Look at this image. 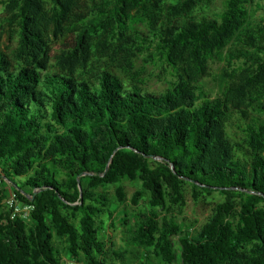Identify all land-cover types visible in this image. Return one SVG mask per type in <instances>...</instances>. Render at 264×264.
<instances>
[{
  "label": "trees",
  "instance_id": "obj_1",
  "mask_svg": "<svg viewBox=\"0 0 264 264\" xmlns=\"http://www.w3.org/2000/svg\"><path fill=\"white\" fill-rule=\"evenodd\" d=\"M93 1L0 0V36L17 43L0 52V264L123 262L100 236L103 216L127 204L125 182L140 185L132 205L149 198L131 231L142 264H172L177 236L182 264H264V124L251 114L264 112V20L249 23L264 0H225L213 14L212 0ZM52 41L63 43L54 58ZM95 58L118 61L129 85ZM136 58L161 68L168 90L147 93ZM217 62L214 98L202 80ZM110 188L115 209L100 191ZM188 192L220 195L193 234L177 223ZM12 194L35 206L28 221L13 218Z\"/></svg>",
  "mask_w": 264,
  "mask_h": 264
},
{
  "label": "rangeland",
  "instance_id": "obj_2",
  "mask_svg": "<svg viewBox=\"0 0 264 264\" xmlns=\"http://www.w3.org/2000/svg\"><path fill=\"white\" fill-rule=\"evenodd\" d=\"M225 0H212L209 8L206 10L208 14H213L215 12H221L224 7ZM90 3H94L93 0H90ZM4 17L2 13V8L0 7V24L1 20ZM261 20H264L263 10L258 11L255 7V4L250 8L249 23L251 26H256L260 23ZM133 33L141 34L144 36H149V28L146 25H137L133 29ZM233 49L236 47L232 46ZM17 48V43L11 41L8 34H3L0 36V52L5 53L6 55L12 56L14 51ZM52 57L58 56L63 49V43L61 41H52ZM96 67L107 70L114 76L119 77L126 85H129V79L127 73L120 66L118 61L113 59H94ZM135 65L134 73H142V78H144L145 85L143 86L144 90L155 96H160L169 88L168 76L163 73L161 68H156L154 66H145L142 58H136L133 61ZM224 65L221 62H217L212 66V72L215 75V78H205L202 80V86L205 90L211 94L214 98L218 97L221 94V81L220 76L222 73ZM89 79V77L87 78ZM252 116L257 118L260 123L264 124V112H259L254 110L251 112ZM242 122L235 118L229 125V134L232 138L239 139L242 135L240 130ZM15 181L21 187H24L26 178H15ZM9 184V183H7ZM124 189L127 193V204L118 209L116 218L112 219L109 215L103 216V231L101 233L100 239L112 240L115 243V251L122 256L121 261H115L114 264H142L148 255L147 252L138 249L131 242V231L135 227L136 215L139 212L149 209V198L146 196L137 206L132 205L131 200L134 193L140 189L138 183L125 182L123 184ZM13 187V185L11 186ZM27 193L30 194V190L25 189ZM100 191L107 192L113 202L112 209L117 208L118 203L115 196V188H110L106 190L100 189ZM10 193H13L10 190ZM220 200V195L215 194L208 200H204L200 203H195L192 195L188 192L187 195V207L185 213L181 217H177V223L181 225L184 230H189L193 234L198 228H200L210 216L211 211L215 204ZM7 203V202H6ZM22 204H20L21 206ZM128 216V223L125 225L122 222V218ZM181 236L173 237V249L176 255V259L172 264H182V246L180 244ZM61 248L63 244L58 243ZM66 264L69 261L65 259ZM149 264H166L163 263L159 258L154 255L148 257Z\"/></svg>",
  "mask_w": 264,
  "mask_h": 264
},
{
  "label": "built area",
  "instance_id": "obj_3",
  "mask_svg": "<svg viewBox=\"0 0 264 264\" xmlns=\"http://www.w3.org/2000/svg\"><path fill=\"white\" fill-rule=\"evenodd\" d=\"M6 181V178L4 175L0 172V185L3 184V182ZM11 208H14V213H13V218L17 215L20 214L22 219L24 221H28L31 218V213L35 211V206L33 205H21L20 202L16 199V196L12 194L9 202H7ZM68 264H79L75 262H68Z\"/></svg>",
  "mask_w": 264,
  "mask_h": 264
}]
</instances>
